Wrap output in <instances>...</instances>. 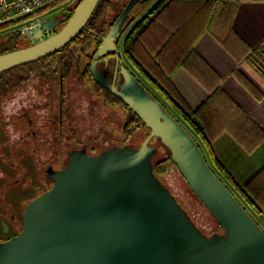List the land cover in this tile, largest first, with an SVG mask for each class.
<instances>
[{
    "label": "water",
    "instance_id": "1",
    "mask_svg": "<svg viewBox=\"0 0 264 264\" xmlns=\"http://www.w3.org/2000/svg\"><path fill=\"white\" fill-rule=\"evenodd\" d=\"M99 1L80 0L64 24L55 17L29 27V45L0 54V73L65 47ZM139 1L128 0L100 36L90 71L142 119L149 135L139 148L71 155L53 186L26 206L23 230L0 242V264H264V230L211 170L194 138L120 65L117 38ZM113 52L109 83L96 63ZM119 69L130 79L126 87L115 86ZM153 137L178 158L184 180L222 233L204 235L151 172L147 142Z\"/></svg>",
    "mask_w": 264,
    "mask_h": 264
},
{
    "label": "crops",
    "instance_id": "2",
    "mask_svg": "<svg viewBox=\"0 0 264 264\" xmlns=\"http://www.w3.org/2000/svg\"><path fill=\"white\" fill-rule=\"evenodd\" d=\"M169 15L182 23L168 49L173 84L192 108L217 87L239 106L241 113L233 112L247 118L244 127L234 125L238 119L228 115L230 107L217 100L204 120L218 133L213 148L221 163L241 185L254 179L264 201V136L258 141L264 133V0H215L205 7L187 1L172 6ZM233 125L240 136L246 129L254 134L239 138ZM255 218L264 229V211Z\"/></svg>",
    "mask_w": 264,
    "mask_h": 264
},
{
    "label": "rangeland",
    "instance_id": "3",
    "mask_svg": "<svg viewBox=\"0 0 264 264\" xmlns=\"http://www.w3.org/2000/svg\"><path fill=\"white\" fill-rule=\"evenodd\" d=\"M76 2V0H71L65 4L58 3L57 1L53 2L49 9L43 11V19L59 16L66 6L73 8ZM124 3L125 0H114V6L108 7L103 17L102 27L104 30H107L108 23L112 18L116 17L118 12L123 8ZM141 8V5L136 6L132 11L131 18ZM147 10L148 8L141 15ZM28 41L30 40L22 37V42L26 43ZM94 49L95 46L91 45L88 48V53H91ZM118 51L121 54V64L131 70L133 75L146 87L151 97L159 101L167 112L175 119H178L174 111L161 99L157 92L135 72L121 52V44H119ZM83 62L87 63L88 60L84 59ZM83 62L80 69L84 65ZM77 77V75L67 76L65 78V87L61 90L62 92L60 91L58 81L51 88L46 81L44 82L41 78L36 77L20 85L15 90L10 91L8 96L5 94L4 97H0V124L5 127H3V130H5L3 136L0 134V214L3 216V219H8L10 213L12 214V206L14 210L20 206L24 207L26 201L32 200L34 196H38L47 187L43 174L44 169L50 163L54 164V166L58 165L59 162L57 161L60 158V162H64L70 149L83 146L88 150L98 152L104 148L120 145L125 142L123 139V125L127 120L128 111L122 106L107 105L100 95L91 88L82 85ZM13 93L15 94L13 95ZM11 95L19 98L20 105L18 107L24 104V102L22 103V98L24 97L28 96L27 98L31 97L32 99L35 96L39 98L36 100V104L32 106L33 109H31L33 110L31 117L36 118L37 121L29 130H36L37 133L35 135H31L30 133L26 136V132L23 134L22 131L16 129L20 123L14 126L10 124L12 120H7V116L10 114L16 116V111L10 108L12 105L10 102ZM58 96L62 99V125L58 124ZM51 98L52 102L50 103L49 99L51 101ZM143 124L145 125V123ZM180 124L191 135L189 129L184 124ZM144 125L130 139V143L134 146H139L149 133V129L144 127ZM27 128L25 131H27ZM6 135L9 145H6ZM9 135L11 140L8 137ZM193 138L197 140L196 137ZM23 145H27L28 152L35 159L36 167L39 171L37 179L33 174L35 172L31 164V157H23L22 150L17 149V147H23ZM150 145L156 149L152 159L153 163L166 160L168 167L167 172L158 177L159 181L174 196L192 222L206 236H210L214 232L222 233L223 231L217 224V221L184 180L176 166L178 158L158 139H152ZM53 154L59 155L60 158L55 159ZM17 156H19L18 159ZM17 160H19V163H17ZM11 161L13 162L12 164L10 163ZM18 166L23 167L27 172L26 176L22 174L23 169L19 171L16 169ZM15 183H20V186L14 192ZM21 199L24 200L21 201ZM1 229L3 230L1 231ZM2 232H5L2 235L7 234L6 228L0 223V235Z\"/></svg>",
    "mask_w": 264,
    "mask_h": 264
},
{
    "label": "trees",
    "instance_id": "4",
    "mask_svg": "<svg viewBox=\"0 0 264 264\" xmlns=\"http://www.w3.org/2000/svg\"><path fill=\"white\" fill-rule=\"evenodd\" d=\"M56 1L65 4L71 0ZM76 1L73 8L66 6L65 10L57 16L62 24L68 21L80 0ZM127 1L125 0L124 5ZM187 1H195L200 3V6L205 7L206 4L214 2L215 0H140L131 10L120 30V35L117 38L118 49L119 44H121V52L135 72L157 92L161 99L174 111L178 117L177 120L189 129L193 137L197 138L195 140L211 170L246 210L251 208V212L247 211L260 226V223L255 217L262 216L264 201L261 200V195L254 188V179L241 185L221 163L213 148V142L218 133L209 130L203 114L206 109L213 108V103L217 100L221 106L226 105L230 107L228 115L232 114L234 118L238 119L234 125L244 127L245 122L243 118L246 120L247 118L244 116L243 118L235 116L236 113L233 111L236 109L240 112L239 106L220 87L214 89L200 105L192 108L171 80L172 71L168 69L167 65V59H169L168 49L173 45V37L175 34L182 29V23L174 22L170 19L169 14L172 12V6L183 4ZM138 5L142 6L141 10L131 18L132 11ZM112 6H114V0H100L86 23L85 29L65 47L37 61L26 63L0 73V95L15 89L34 76L47 77L54 79L56 82L60 77L64 78L70 75H77L82 79L84 85L90 86L93 91L102 96L107 105L122 106L128 111L127 120L123 126L125 139L128 140L134 132L143 127L144 122L118 97L95 83L89 69V62L93 59L94 53L101 43L100 36L105 35L111 28L122 10L118 12L116 17L111 19L108 23L107 30H104L102 27L103 17L108 7ZM146 8L148 10L141 15ZM43 11H45V8L39 12L43 13ZM228 13L229 11H223V14ZM168 15L169 19L167 20L166 17ZM12 25L13 23L0 24V32H2L0 33V54L25 47L30 43V41L26 43L22 42L23 34L19 29H11ZM91 45H94L95 49L91 53H88V48ZM84 59H87L88 62L84 63ZM82 62L84 65L80 69ZM261 72L264 74V70H261ZM234 125L232 127V133L239 138L254 134L251 130L246 129L241 137L240 132L234 129ZM244 133H247V135H244ZM263 136L264 133H262L258 141ZM252 149V147L248 148V150ZM167 168L166 160H162L156 163L154 170L159 177L167 172ZM23 200L21 199V201Z\"/></svg>",
    "mask_w": 264,
    "mask_h": 264
},
{
    "label": "flooded vegetation",
    "instance_id": "5",
    "mask_svg": "<svg viewBox=\"0 0 264 264\" xmlns=\"http://www.w3.org/2000/svg\"><path fill=\"white\" fill-rule=\"evenodd\" d=\"M60 24H62V22L60 23ZM56 30H58V29H56ZM114 52L113 53H111V54H108V55H105V56H101L100 58H98V60H97V63H96V68H97V71H99L102 75H103V77H105V79L109 82V83H112L113 82V80H114V73H115V59L113 58V56H114ZM120 56H121V54H120ZM121 59V58H120ZM95 59H94V57H93V59L89 62V69L91 68V63L94 61ZM120 65H122L121 64V62H120ZM126 67V66H125ZM127 68V70H128V73L131 75V77L132 78H134L136 81H138L140 84H142L141 83V81L137 78V77H135V75H133V73L131 72V70L130 69H128V67H126ZM91 72V71H90ZM36 77H39V78H41L44 82L46 81L48 84H49V86L52 88V86L58 81V85H59V88H60V91L61 90H63L64 89V85H65V78L66 77H60V79H58L56 82L54 81V79H49V78H47V77H43V76H34V77H32V78H30V79H28V80H26L25 82H23L21 85H23L24 83H26V82H28L29 80H31V79H34V78H36ZM129 77V76H128ZM78 79H79V81H80V83L82 84V85H84V83L82 82V79L78 76L77 77ZM92 78H93V76H92ZM93 80H94V78H93ZM130 81V79L128 78H124V76L122 75V72H121V70L119 69L118 70V73H117V78H116V81H115V86L117 87V88H119V87H126L127 86V84H128V82ZM94 82L95 83H97L95 80H94ZM98 84V83H97ZM99 86H101L100 84H98ZM143 85V84H142ZM20 86V85H19ZM18 86V87H19ZM86 87H88V88H91L90 86H87V85H85ZM102 87V86H101ZM143 87L145 88V90H146V92L148 93V91H147V89H146V87L143 85ZM17 88V87H16ZM15 88V89H16ZM15 89H13V90H15ZM105 89V88H104ZM128 89L129 90H131L132 89V85H130V87H128ZM13 90H11V91H13ZM108 91V90H107ZM10 92V91H9ZM9 92H7V93H5V94H7V96H8V94H10ZM62 92V91H61ZM111 93V92H110ZM5 94H1L0 95V97H4L5 96ZM15 93H13V95H14ZM111 94H113V93H111ZM13 95H11L10 96V99H11V103H12V105H11V109H13V110H15L16 112H15V115L16 116H13L12 114H10V115H8L7 116V120H12L11 122H10V124L11 125H14V126H16V125H18L19 123L21 124H19L18 126H17V128L16 129H18L19 131H22L23 132V134H25V132H26V136H28V134H30L31 133V135H35V133H37V131L36 130H32V131H30L29 130V128L31 127V126H33L34 125V123L37 121L36 120V118H32L31 117V114L33 113V110H31V109H33L32 108V106H34L35 104H36V100H38L39 98H37V97H33L32 99H31V97H29V98H27V97H24V98H22V103L24 102V104H22V106L21 107H18L19 105H20V101H19V98H15V97H13ZM114 95V94H113ZM115 96V95H114ZM59 97V96H58ZM102 97V96H101ZM117 97V96H116ZM103 98V97H102ZM58 100H59V102H58V104H59V119H58V124L59 125H62V99L59 97L58 98ZM104 101V100H103ZM49 102L51 103L52 102V98H51V101H50V99H49ZM46 104V103H45ZM16 119V120H15ZM141 119V118H140ZM69 124V123H68ZM124 124H125V122H124ZM24 125H25V127H24ZM124 126V125H123ZM3 127H4V125H1L0 124V134H1V136H3V133L5 132V130H3ZM26 127H28L27 128V131H25L26 130ZM60 127V126H59ZM144 127H146V128H148L149 129V127L148 126H146V124L144 125ZM5 128V127H4ZM141 129V128H140ZM139 130V129H138ZM137 130V131H138ZM136 131V132H137ZM150 131V130H149ZM136 132H134V134L136 133ZM133 134V135H134ZM123 135H124V133H123ZM149 135V133L147 134V136ZM147 136L144 138V140L142 141V143L139 145V146H134L133 144H131L130 142V139H131V137L128 139V140H126L125 139V136L123 137V139L125 140V142L124 143H122V144H120V145H114V146H110V147H108V148H104V149H102V150H99L98 152H95V150H88L87 148H85V147H83V146H81V147H78V148H72V149H70V151L67 153V158H66V160L64 161V162H60V160H61V158H60V156L59 155H56V154H53L54 155V157H55V159H59L57 162H59L58 163V165H55L54 166V164L52 165V163H50L45 169H44V172H43V174H44V179H45V181L48 183H46L45 185H47V187L39 194V195H41L43 192H45V191H47V190H49L52 186H53V184H54V179H55V175L58 173V172H60V171H62L63 170V168L65 169L66 168V166H67V164L69 163V158H70V156L71 155H74V154H76V153H79L80 151H83L84 152V154L86 155V156H88V157H93V158H95V157H98V156H100L102 153H104V152H107L108 150H110L111 148H122V147H124V148H126V147H128V148H139L142 144H143V142L146 140V138H147ZM9 137V139L11 140V138H10V135L8 136ZM20 137H21V135H20ZM73 138V137H72ZM152 139H158L160 142H161V139H159V138H157V137H153V138H151L150 140H148V142H147V147H149L150 148V151H151V172L155 175V176H157L156 175V173H155V165H156V163H158V162H160V161H156V162H154L153 163V161H152V159H153V156L155 155V151H156V149H155V147H153V146H151L150 144H151V140ZM7 140V135H6V137H5V141ZM74 143H75V140H74ZM162 143V142H161ZM163 144V143H162ZM6 145H9L8 144V140H7V142H6ZM11 146H12V144H10ZM14 145V144H13ZM76 145H78L77 143H76ZM164 145V144H163ZM26 146L27 145H23V147H17V149H21L22 151V154H23V157H31V164L33 165V170H34V172L35 173H33L34 174V176H35V178L37 179L38 178V176H39V174H38V169H37V167H36V162H35V159H34V157H32L31 155H30V153L28 152V150H27V148H26ZM165 146V145H164ZM1 148V147H0ZM16 148V147H15ZM19 158V156H17V159ZM1 160V159H0ZM8 163H9V160H8ZM11 164L13 163L12 161L10 162ZM17 163H19V160H17ZM29 163V162H28ZM41 164V163H40ZM18 171L19 170H21V169H23V167H20V166H18V168H16ZM24 170V169H23ZM18 173V172H17ZM26 171L24 170L23 172H22V174H23V176H26ZM11 174V173H10ZM21 173H20V175H22ZM20 177V176H19ZM158 177V176H157ZM20 183H15V190H14V192L15 191H17L18 189H19V185ZM38 195V196H39ZM37 195L36 196H34V198L33 199H35L36 197H38ZM32 199V200H33ZM31 200H28V201H26V204L24 205V207L22 206H20L18 209L16 208V210H14V208H13V206H12V210L14 211H12V214L10 213V216H9V218L8 219H3L2 217L3 216H1V214H0V223H2V226L4 225V227L6 228V232H7V234L6 235H2V234H4L5 232H2L1 233V235H0V242H4V241H6V240H8L9 238H11V237H13V236H16L18 233H20L22 230H23V215H24V212H25V209H26V206L28 205V203L30 202ZM1 213H4V212H1ZM12 228V229H11ZM4 229V228H3ZM3 229H1V231L3 230ZM223 231V230H222Z\"/></svg>",
    "mask_w": 264,
    "mask_h": 264
},
{
    "label": "built area",
    "instance_id": "6",
    "mask_svg": "<svg viewBox=\"0 0 264 264\" xmlns=\"http://www.w3.org/2000/svg\"><path fill=\"white\" fill-rule=\"evenodd\" d=\"M56 0H0V24L13 23L11 29H19L29 39V27L40 24L43 19L39 11L51 7ZM30 40V39H29Z\"/></svg>",
    "mask_w": 264,
    "mask_h": 264
}]
</instances>
